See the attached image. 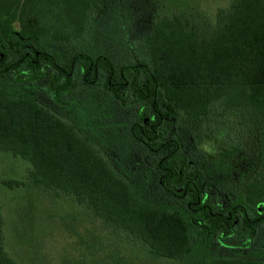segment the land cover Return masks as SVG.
<instances>
[{"label": "trees", "instance_id": "obj_1", "mask_svg": "<svg viewBox=\"0 0 264 264\" xmlns=\"http://www.w3.org/2000/svg\"><path fill=\"white\" fill-rule=\"evenodd\" d=\"M101 1L0 0V150L30 162L34 184L86 204L153 257L264 264V0H232L211 31L163 17L137 40L132 1L104 0L97 18ZM127 101L138 107L128 123ZM176 115L225 117L221 125L235 122L250 138V177L241 173L224 202L210 190L218 175L232 176L241 147L202 169L165 136ZM155 190L162 201L150 199ZM215 246L230 255H196ZM0 264H15L1 207Z\"/></svg>", "mask_w": 264, "mask_h": 264}, {"label": "rangeland", "instance_id": "obj_2", "mask_svg": "<svg viewBox=\"0 0 264 264\" xmlns=\"http://www.w3.org/2000/svg\"><path fill=\"white\" fill-rule=\"evenodd\" d=\"M131 1L130 8L135 15L132 25L133 40L142 39L154 21L176 14L188 18L190 23L196 24L202 31H211L216 26L219 11L228 9L232 2ZM101 4V8L96 12L97 18L107 10L108 4L104 0ZM103 21L104 19L95 20L94 24H102ZM111 24L116 25L115 21ZM82 46L81 43L63 45V49L74 51ZM76 82L79 84L80 80ZM43 84L45 85L46 81ZM120 107L127 123L138 109L128 107V101L127 106L121 104ZM224 119L227 120L225 117H216L215 120L197 123L179 115L169 119L163 126L165 136L175 135L187 158L201 165L202 169L206 168L207 164L211 168L213 164L220 163L221 153L232 145L241 147L240 153L231 162L232 176L228 173L218 175L220 181L215 182L218 188L210 190L214 196H217V193L214 194L216 190H221V197L216 199L223 202L226 197L233 195V183L238 182L241 173L246 179L250 177L251 168L249 158L245 156L246 152L250 155V138L235 122L221 125ZM32 171L33 166L27 160L0 150L3 249L15 264H179L178 260L153 257L149 247L142 240L107 223L86 204L78 202L71 195L34 184ZM227 177L232 180L228 181ZM227 190L231 192L226 193ZM153 195L155 197L150 199L162 201L161 197H156L159 195L156 190ZM263 230L261 235L264 234ZM210 249L203 250L204 252L197 250L196 255L206 258L230 255L216 246Z\"/></svg>", "mask_w": 264, "mask_h": 264}]
</instances>
